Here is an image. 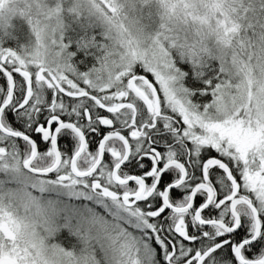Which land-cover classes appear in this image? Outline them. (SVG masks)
Here are the masks:
<instances>
[{
  "label": "snow or ice",
  "instance_id": "obj_1",
  "mask_svg": "<svg viewBox=\"0 0 264 264\" xmlns=\"http://www.w3.org/2000/svg\"><path fill=\"white\" fill-rule=\"evenodd\" d=\"M0 264H264V0H0Z\"/></svg>",
  "mask_w": 264,
  "mask_h": 264
}]
</instances>
